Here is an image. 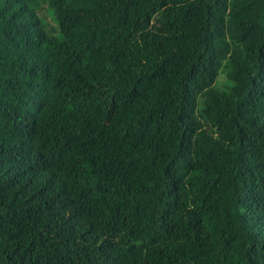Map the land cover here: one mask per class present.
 <instances>
[{"label":"trees","instance_id":"obj_1","mask_svg":"<svg viewBox=\"0 0 264 264\" xmlns=\"http://www.w3.org/2000/svg\"><path fill=\"white\" fill-rule=\"evenodd\" d=\"M0 264H264V0H0Z\"/></svg>","mask_w":264,"mask_h":264}]
</instances>
